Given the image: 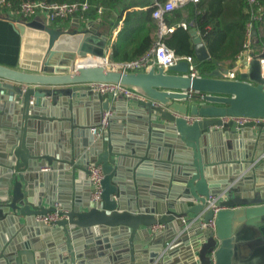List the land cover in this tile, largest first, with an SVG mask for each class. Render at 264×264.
Instances as JSON below:
<instances>
[{"label": "water", "instance_id": "obj_1", "mask_svg": "<svg viewBox=\"0 0 264 264\" xmlns=\"http://www.w3.org/2000/svg\"><path fill=\"white\" fill-rule=\"evenodd\" d=\"M0 19L19 34L24 59L39 65L0 62V264H170L181 243L178 264H207L212 250L214 264H264V122L234 119H264V50L252 51L234 78L217 65L190 77L186 60L124 71L77 60L106 57L96 24L68 30ZM190 33L195 57L208 58L196 28ZM91 81L117 82L142 98L118 96L111 105ZM76 102L89 104L91 117L76 120ZM104 112L106 127L92 133ZM58 121L62 137L53 142ZM244 140L256 149H243ZM89 163L103 173L98 202L89 198ZM209 194L221 206L214 234L181 220L210 219ZM55 210L63 216L50 224L36 218ZM16 224L23 234L13 233ZM245 250L250 256H238Z\"/></svg>", "mask_w": 264, "mask_h": 264}, {"label": "trees", "instance_id": "obj_2", "mask_svg": "<svg viewBox=\"0 0 264 264\" xmlns=\"http://www.w3.org/2000/svg\"><path fill=\"white\" fill-rule=\"evenodd\" d=\"M16 6L20 0H11ZM48 2L61 1H80V0H45ZM90 6L85 11H79L75 14L82 15L83 18H96L97 5H103L106 8L103 17L105 20L111 12L117 13L110 19L111 28L115 26L122 17V10L127 8L130 0H88ZM95 4V6H94ZM117 6H121L118 9ZM187 7L189 17L194 20V25L199 31L210 56L203 60L195 57L190 27L179 25L182 19L179 8L172 9L165 14V23L172 27L164 37V43L178 55H191L194 59L195 67L200 74H205L216 65L217 59L235 58L239 50L243 48L246 40V29L248 24H252L255 31L252 37L251 46H264V0L248 2L247 0H198L184 5ZM183 6V7H184ZM153 5L140 12L137 10H128L122 18L120 33H133L139 35L136 45L130 54H125L124 59H130L142 54L153 43L157 34V24L154 21L151 11ZM205 7V10L202 8ZM108 8V9H107ZM3 14H7L3 12ZM22 17V16H21ZM25 19V17H23ZM190 19H186L189 21ZM59 19L51 21L52 26L61 27ZM136 33V34H135ZM112 58L117 57V46L112 47Z\"/></svg>", "mask_w": 264, "mask_h": 264}, {"label": "built area", "instance_id": "obj_3", "mask_svg": "<svg viewBox=\"0 0 264 264\" xmlns=\"http://www.w3.org/2000/svg\"><path fill=\"white\" fill-rule=\"evenodd\" d=\"M189 1H197V0H166L161 2L160 0H153L152 5L154 6L151 15L154 18L158 28L157 34L150 45V47L145 50L142 54L126 59L120 62L109 61L107 57H102V63L110 67H115L122 69L124 71H142L147 70L152 65L160 66L164 69L167 67L177 63L180 60H186L188 62V71L187 74L190 77H194L198 75V71L195 67L194 59L191 55H178L171 48H169L163 41L164 35L172 29V27H168L165 23V14L172 10L174 7H178L184 5ZM248 2H254L256 0H247ZM90 6L88 0H80V1H61V2H48L45 0H20V2L14 6L11 0H0V13L6 12L8 16L19 15L25 18H30L36 15L39 12H44L48 21L51 22L54 19H63L68 16L75 14L79 11H85ZM95 6V5H94ZM96 10L100 12L102 10L101 5L95 6ZM80 15V14H79ZM81 16V15H80ZM179 25L183 27H187L186 21H180ZM251 33H252V24H248V28L246 29V40L243 43V48L240 51L241 55H245L251 47ZM239 53V54H240ZM262 75L264 76V59L262 60ZM226 77L234 78L235 72L230 71L225 73ZM92 90L99 93H107L110 97L115 98L118 96H126L128 98H142L136 91L120 84L117 82H109V81H91L88 83ZM111 112H104L100 119V126L91 127L90 130L94 134H99L101 130L106 127L107 117ZM237 122H245L248 120L254 121H263L262 118H247V117H234ZM103 173L101 167L99 165H95L93 163L88 164V173L87 178L92 185V189L90 190L89 198L92 202H98L100 200L101 195V185L100 181L102 179ZM217 195L209 194L207 201L208 206H211L213 209V216L204 221L202 218H197L193 215H183L181 216V220L184 222L190 218L188 223H185V226L188 225L194 227H207L209 229L210 234H214L215 232V219L214 216L216 212L221 208V206L217 203ZM58 207V206H56ZM63 215L59 214L57 210L48 212L46 214L38 215L36 218L38 220H42L43 222L50 224L53 221L61 218ZM164 227V224H154L151 226L152 230H158ZM210 262L207 264H214V250L209 253Z\"/></svg>", "mask_w": 264, "mask_h": 264}, {"label": "crops", "instance_id": "obj_4", "mask_svg": "<svg viewBox=\"0 0 264 264\" xmlns=\"http://www.w3.org/2000/svg\"><path fill=\"white\" fill-rule=\"evenodd\" d=\"M160 1L163 2L166 0H160ZM193 2L194 1H189V2L185 3L184 5L190 4ZM152 3H153V0H130V4L128 3V5H130V6H128L127 8L122 10L121 19H119L117 24L115 26H113L112 28L110 25V21L113 22L114 19H110V18L112 16L115 17V15L117 14L114 11H112L110 16L107 17L105 20H103L101 17H96V18H85L84 17L83 18L82 15L80 16L77 14H72V15L68 16L67 18L59 19L60 20L59 23L61 25L60 28L71 30V29H74L76 27L80 28L81 26H83L85 24L86 25L87 24H92V25L97 24L99 26L98 31L107 36L106 47H105L106 57L108 58L109 61L120 62V61L126 60L123 58V56L125 54H130L133 47L136 45L137 40H139V35L134 36L133 33H120V29L122 26V18L125 16V13L128 10H137L140 12H144V10H146V8L149 7V5L151 6ZM184 5L174 7L173 9H177V8L180 9L181 16L183 19L181 21H186V19H190L189 21H186V22L189 26H191L190 27V29H191L192 27H195L194 20H192L189 17L187 7ZM101 6H102V10L100 12H98L96 10L98 14L106 11V8L103 5H101ZM117 8L121 9V6H117ZM202 10H205V7L202 8ZM30 19L42 20L46 24L52 26L51 22H49L47 17L45 16L44 12H39L34 17H31ZM197 32L199 33L198 30H197ZM254 32L255 31L252 28L251 38L252 37L254 38V36H255ZM114 46H117V52H114V53H117V57L115 59L112 58V52H113L112 47H114ZM263 50H264V46H261V47L251 46L250 50L243 56L240 53V51H241V49H240L235 58L217 59L216 65L219 67L220 70L224 71L225 73L233 71V72H235V76H237V73L239 71L246 69L247 66H246L245 62H246V60H248L250 53L252 51L261 52ZM34 52L36 53V51H32V53H34ZM87 57H89V56L86 55L84 57H77V60L79 59L78 61H82V60L86 59ZM0 62L15 65V66L19 65L20 67H24V68H38V66H39L38 64H36V62L32 61L31 59H24V48L21 46L20 36L18 33H16L14 31L10 22L7 20H4V19H0ZM85 99L90 100V97L88 95H86ZM116 100H117L116 97L113 99L110 97V104L113 105ZM89 106L90 105L87 103H86V105H84L80 102H76L72 107L71 113L74 114V118H76V120L79 119L80 121H82V119L85 118V116L87 117L90 115V117H91V113H90L91 108H89ZM118 122L122 123V119H119ZM123 123H124V121H123ZM62 129L63 128H61V126L59 125V121H58L56 127L53 129V131H51L53 137L50 135L52 137L53 142H56V139H57V142L60 140V137H62V132H61ZM253 131L255 132V130H253ZM244 143H246V144L244 145L243 149L248 150V151L252 150V152L256 149L257 143L254 140H252V141L251 140H248V141L244 140ZM155 168L156 167H154V166L152 167L153 171L156 170ZM85 180H87V179H85ZM87 184H88L87 181H86V183L84 182V180L82 181V183L80 185L79 192H78L80 195L85 196V191L86 190L88 191V189L85 188V185H87ZM54 205L58 206V203L55 202ZM20 221L22 222V219ZM2 226L6 228V226H4V225H2ZM164 228L165 227H163L161 229L163 230ZM22 232H23L22 227L16 224L15 228L13 230V233H15L17 236L18 234H23ZM10 236H11L10 234H7V233L4 234V237H6V239H9ZM45 238L46 237H43L44 241H45ZM240 242L244 243V239L240 238ZM45 243L47 244L46 241H45ZM151 246H152V244L149 247H151ZM241 247H244V244H242ZM184 251H185V245L183 243L179 244L176 247L175 251L171 254V256L168 260V263L178 264L179 259H181L180 255ZM238 256H242V258H243L246 256L247 257L250 256V254L248 251L245 250L244 252L240 253Z\"/></svg>", "mask_w": 264, "mask_h": 264}, {"label": "bare ground", "instance_id": "obj_5", "mask_svg": "<svg viewBox=\"0 0 264 264\" xmlns=\"http://www.w3.org/2000/svg\"><path fill=\"white\" fill-rule=\"evenodd\" d=\"M102 59L100 58V57H92V58H90V59H88V60H82L81 62L82 63H102Z\"/></svg>", "mask_w": 264, "mask_h": 264}, {"label": "rangeland", "instance_id": "obj_6", "mask_svg": "<svg viewBox=\"0 0 264 264\" xmlns=\"http://www.w3.org/2000/svg\"><path fill=\"white\" fill-rule=\"evenodd\" d=\"M103 15H104V12H102V13H99L98 14V16L97 17H103ZM35 16V15H34ZM34 16H32V17H34ZM11 17H17V18H23V17H21V16H19V15H15V16H11ZM31 18V17H30ZM30 18H25V19H30ZM24 19V18H23ZM97 25V24H96ZM99 26L97 25V28H98Z\"/></svg>", "mask_w": 264, "mask_h": 264}]
</instances>
